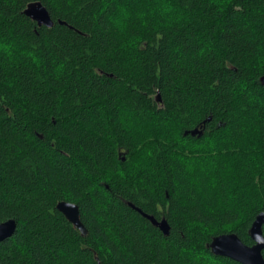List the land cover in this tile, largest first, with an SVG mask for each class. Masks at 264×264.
<instances>
[{
	"label": "trees",
	"instance_id": "obj_1",
	"mask_svg": "<svg viewBox=\"0 0 264 264\" xmlns=\"http://www.w3.org/2000/svg\"><path fill=\"white\" fill-rule=\"evenodd\" d=\"M263 76L264 0H0V264H239L209 244L264 211Z\"/></svg>",
	"mask_w": 264,
	"mask_h": 264
},
{
	"label": "water",
	"instance_id": "obj_2",
	"mask_svg": "<svg viewBox=\"0 0 264 264\" xmlns=\"http://www.w3.org/2000/svg\"><path fill=\"white\" fill-rule=\"evenodd\" d=\"M24 15L30 20L36 22L37 26H44L51 28L53 21L51 20L48 11L40 2L29 3L25 10ZM60 24H63L60 22ZM260 84L264 86V76L260 78ZM210 118H208L209 121ZM203 122L204 123L206 122ZM192 137H200L203 131L195 128L187 132ZM186 133V134H187ZM130 207L139 212L145 219H147L152 226L158 228L164 235L169 232V225L162 219L157 221L154 217L142 213L139 209L135 208L132 204ZM56 209L64 218L78 230L82 236L87 234V230L80 221V214L77 205L69 202H59ZM264 225V211L259 213L253 221L250 229L249 236L253 241L252 246H246L241 240L233 233L222 234L215 236L211 239L209 244L210 252L214 256L225 257L231 259L239 264H264L262 251L264 250V238L262 235V226ZM15 230V222L10 219L0 223V242L9 238Z\"/></svg>",
	"mask_w": 264,
	"mask_h": 264
}]
</instances>
